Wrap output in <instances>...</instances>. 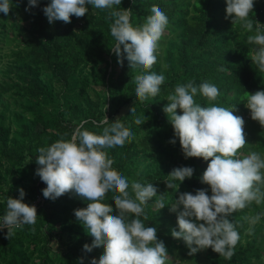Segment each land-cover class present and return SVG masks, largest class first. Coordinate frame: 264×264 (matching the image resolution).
I'll use <instances>...</instances> for the list:
<instances>
[{
	"label": "trees",
	"instance_id": "1",
	"mask_svg": "<svg viewBox=\"0 0 264 264\" xmlns=\"http://www.w3.org/2000/svg\"><path fill=\"white\" fill-rule=\"evenodd\" d=\"M48 3L50 0H40L38 7L25 11L28 0H12L9 14L0 13V216L6 214L8 197L19 198L20 188L26 193L23 202L35 205L38 214L34 232L32 226L24 225L8 240L4 238L7 229L0 231V264H77L80 258H84V264H90L93 258L99 261L103 248L83 251L93 238L74 215L88 202L74 193L55 201L45 199L42 189L46 185L35 176V159L40 147L51 146L61 138L70 140L81 124V130L101 134L103 126L96 125L105 115L109 124L119 118L134 133L123 147L104 149L114 161L112 167L129 184L153 183L157 195L166 193L165 208H155L158 197H154L145 206L148 219L142 216L141 220L145 226L157 228V238L171 257L168 264H174L177 258L196 261L197 255L189 256L185 243L171 236V230H178V226L170 207L181 193L195 194L208 188L201 184L200 177L210 161L185 159L179 141L169 143L174 132L163 109L168 95L179 84H214L220 93L215 101L210 104L197 95L195 102L202 107L235 109L234 115L245 122L246 142L255 139L256 148L264 150V128L250 118L245 107L246 93L264 90V74L247 55L254 47L247 37L254 31L246 32L232 25L230 18L225 19V0H122L121 8L132 9L133 27L145 23L153 5L168 18L158 42L157 63L150 70L163 74L165 81L156 97L140 102L134 83L140 70L130 69L126 54L121 66L111 51L115 40L110 33L113 20L109 10L88 5L84 17L73 16L69 24L56 21L50 25L42 11ZM249 18L264 25V0L254 2ZM1 57L6 58L4 65ZM132 106L135 115L130 112ZM144 114L149 119L135 125V118ZM177 114H182L179 109ZM240 152L248 155L247 144ZM177 167H192L194 174L182 183L176 181L180 183L178 190H171L165 181ZM112 195L109 192L103 202L117 215ZM37 199L41 201L36 203ZM259 213H264V203L253 202L235 212L230 217L240 235L235 254L226 260L209 248L204 250L205 264H264V246L249 234L254 226L245 219Z\"/></svg>",
	"mask_w": 264,
	"mask_h": 264
},
{
	"label": "clouds",
	"instance_id": "2",
	"mask_svg": "<svg viewBox=\"0 0 264 264\" xmlns=\"http://www.w3.org/2000/svg\"><path fill=\"white\" fill-rule=\"evenodd\" d=\"M226 16L232 25H239L246 32L252 49L248 52L250 61L260 74H264V25L250 19L255 0H225ZM40 0H28L25 11L38 7ZM122 0H50L42 11L51 25L56 21L71 23V17L82 18L88 13V5L100 10H109L110 33L115 40L111 51L122 66L128 61L130 69H139L134 77L135 95L140 102L156 97L165 81L163 74L151 72L157 63L159 41L168 24L166 14L156 5L151 7V15L140 27L130 23L132 9L120 7ZM18 6V5H17ZM12 8V0H0V13L7 16ZM255 25V28H254ZM223 71L224 69H219ZM216 85L203 82L196 85L193 81L179 84L174 93L167 97L168 104L163 111L168 117L174 138L169 141L175 145L179 141L185 157L200 158L208 162L200 182L208 188L199 189L195 194L181 193L170 207L176 213L178 230L173 228L171 236L189 248L188 255L211 249L214 253L230 260L235 254V246L240 240L236 225L230 217L255 202L264 203V157L258 152L243 156L240 150L247 144L244 120L234 115L235 109L220 106L202 107L195 102L197 95L206 98L211 104L219 96ZM247 94L245 107L250 118L264 128V90ZM182 114H177V110ZM135 115L136 108H130ZM149 117L137 116L135 125L144 124ZM102 127L101 134L81 130L77 127L71 139L59 141L48 147H40L35 159L38 165L35 176L46 185L42 189L45 199L57 198L74 193L88 202L86 208L77 209L74 215L83 226L87 235L93 238L92 244H85L83 251L90 253L94 248H103L99 261L91 259L90 264H168L171 257L163 241L157 238V228L145 226L141 220L148 217L145 206L154 197V207L165 208V194L157 195L153 183L131 182L112 165L104 149L123 147L134 138L130 127L117 118L109 124L108 118L96 125ZM192 167L174 168L165 181L168 189L178 190L180 183L191 179ZM179 181V185L175 182ZM131 188V192L129 191ZM210 189L211 195L208 194ZM19 198L8 197L6 214L0 216V231L7 229L5 239L14 235L15 229L24 225L32 226L35 231L37 209L35 205L24 203L25 191L19 190ZM112 192L117 215L113 208L103 201ZM264 216L259 213L245 217L255 226ZM253 229L249 228V234ZM178 258L175 264H184ZM77 264H84L80 258Z\"/></svg>",
	"mask_w": 264,
	"mask_h": 264
},
{
	"label": "rangeland",
	"instance_id": "3",
	"mask_svg": "<svg viewBox=\"0 0 264 264\" xmlns=\"http://www.w3.org/2000/svg\"><path fill=\"white\" fill-rule=\"evenodd\" d=\"M262 0H255V2H261ZM22 26H24L25 24H21ZM4 53V52H3ZM3 53H1V55H3ZM6 61L5 57H1V63L2 65H4L3 63ZM257 146V141L255 139H248L247 140V147L249 148V153L251 152H258L262 157H264V150H261L260 148H256ZM38 201V200H37ZM37 203V202H36ZM250 225V224H249ZM260 226V227H259ZM253 237L252 238H257L258 242L261 243L264 246V217H261V221H259L253 228ZM197 255V260L194 262H184V264H205L204 262V251H201L199 253H196ZM264 261V258L263 260ZM174 264H175V260H174Z\"/></svg>",
	"mask_w": 264,
	"mask_h": 264
},
{
	"label": "built area",
	"instance_id": "4",
	"mask_svg": "<svg viewBox=\"0 0 264 264\" xmlns=\"http://www.w3.org/2000/svg\"><path fill=\"white\" fill-rule=\"evenodd\" d=\"M38 200V199H37ZM41 200H38V201H36L37 203H39Z\"/></svg>",
	"mask_w": 264,
	"mask_h": 264
}]
</instances>
